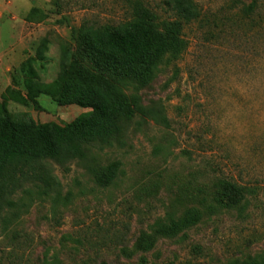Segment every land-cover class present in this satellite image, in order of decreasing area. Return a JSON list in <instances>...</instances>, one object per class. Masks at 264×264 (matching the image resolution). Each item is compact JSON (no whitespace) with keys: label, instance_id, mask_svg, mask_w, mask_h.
Here are the masks:
<instances>
[{"label":"rangeland","instance_id":"1","mask_svg":"<svg viewBox=\"0 0 264 264\" xmlns=\"http://www.w3.org/2000/svg\"><path fill=\"white\" fill-rule=\"evenodd\" d=\"M130 1L0 0V100L7 87L22 89L21 64L36 58L42 39L47 49L33 67L49 82L60 42L75 58L76 29L118 25ZM141 1L163 31L167 0ZM195 1L201 16L183 25L186 49L175 66L159 63L146 85L108 75L129 99L160 101L169 126L141 121L122 145L49 161L58 189L25 183L0 214V264H264V0L250 20L231 0ZM36 100L38 109L7 107L58 124L88 110ZM116 161L122 174L97 184L92 172ZM224 180L243 186L240 204L219 202Z\"/></svg>","mask_w":264,"mask_h":264},{"label":"trees","instance_id":"2","mask_svg":"<svg viewBox=\"0 0 264 264\" xmlns=\"http://www.w3.org/2000/svg\"><path fill=\"white\" fill-rule=\"evenodd\" d=\"M166 3L172 18L163 21V31L154 26L155 10L141 0L130 1L129 18L118 25L81 24L74 33L76 57L69 58L66 44L60 42L58 72L49 82L42 81L33 67L44 56L46 39L39 42L36 58L22 62V89L7 87L0 100V214L9 204L10 196L25 183L44 192L58 189L49 161L65 163L85 158L92 148L122 145L130 130L137 128L141 121L169 126L160 101L145 104L137 96L129 99L108 77L135 78L146 85L159 63L175 66L186 49L181 34L183 25L199 19L201 10L195 0H167ZM256 6L257 0L248 4L244 0H231L230 4L232 11L241 10L247 20ZM82 56L89 58L100 71L86 69L79 59ZM40 95L50 97L59 106L77 105L88 110L70 122L58 124L36 122L28 113H13L7 107L12 101L38 109L36 98ZM120 166L116 161L94 170L95 182L110 185L122 174ZM218 199L225 206H236L244 200V188L224 180Z\"/></svg>","mask_w":264,"mask_h":264}]
</instances>
